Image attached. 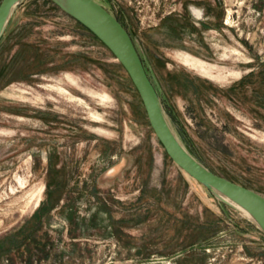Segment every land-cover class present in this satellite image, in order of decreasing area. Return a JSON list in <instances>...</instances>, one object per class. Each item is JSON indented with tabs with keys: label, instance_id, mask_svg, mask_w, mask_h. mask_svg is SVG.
<instances>
[{
	"label": "rangeland",
	"instance_id": "obj_1",
	"mask_svg": "<svg viewBox=\"0 0 264 264\" xmlns=\"http://www.w3.org/2000/svg\"><path fill=\"white\" fill-rule=\"evenodd\" d=\"M50 1L0 38V264H264L261 229L171 160L127 72ZM97 1L186 148L264 196V0Z\"/></svg>",
	"mask_w": 264,
	"mask_h": 264
},
{
	"label": "water",
	"instance_id": "obj_2",
	"mask_svg": "<svg viewBox=\"0 0 264 264\" xmlns=\"http://www.w3.org/2000/svg\"><path fill=\"white\" fill-rule=\"evenodd\" d=\"M51 1L95 35L122 65L139 94L152 132L171 160L222 202L232 207L230 200L246 210L264 234V196L213 172L186 148L171 124L128 30L116 16L97 0ZM20 2L0 1V38Z\"/></svg>",
	"mask_w": 264,
	"mask_h": 264
},
{
	"label": "bare ground",
	"instance_id": "obj_3",
	"mask_svg": "<svg viewBox=\"0 0 264 264\" xmlns=\"http://www.w3.org/2000/svg\"><path fill=\"white\" fill-rule=\"evenodd\" d=\"M181 59V58H180ZM182 60H183V62H185V64H188V65H190V66H192V67H197V68H200V69H202L203 70V67H202V65L201 64H199L200 62L198 61V60H195V58L193 59V58H191V57H189L188 55H185V56H182ZM202 63V62H201ZM201 71V70H200ZM60 89H62L61 87H59ZM63 90V89H62ZM61 91V90H60ZM94 91V90H93ZM94 95V94H93ZM92 95V96H93ZM107 96V94L106 95H103L102 97H106ZM108 97V96H107ZM229 201V203L232 205V207L234 208V209H236L237 211H239L241 214H243L245 217H247L248 219H250V220H252L253 221V219H252V217L250 216V214L246 211V210H244L242 207H240L239 205H237V204H235V203H233L232 201H230V200H228Z\"/></svg>",
	"mask_w": 264,
	"mask_h": 264
},
{
	"label": "trees",
	"instance_id": "obj_4",
	"mask_svg": "<svg viewBox=\"0 0 264 264\" xmlns=\"http://www.w3.org/2000/svg\"><path fill=\"white\" fill-rule=\"evenodd\" d=\"M46 1H48V0H46ZM50 1V0H49ZM51 2V1H50ZM118 19V18H117ZM119 20V19H118ZM78 22V21H77ZM78 24L79 25H81L82 27H84L81 23H79L78 22ZM123 25V24H122ZM85 28V30H87V32L90 34V36H93L94 38H96L97 39V37L95 36V35H93L86 27H84ZM141 57V56H140ZM141 60H142V58H141ZM143 62V61H142ZM121 68H123L122 67V65H120V63L118 64ZM144 65V64H143ZM124 69V68H123ZM124 71H125V69H124ZM126 72V71H125ZM127 74V73H126ZM127 78H128V81H129V83L132 85V87L135 89V87H134V85H133V83H132V81H131V79H130V77L128 76V74H127ZM136 90V89H135ZM41 219H39V221H40ZM38 221V222H39Z\"/></svg>",
	"mask_w": 264,
	"mask_h": 264
}]
</instances>
